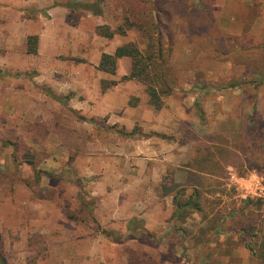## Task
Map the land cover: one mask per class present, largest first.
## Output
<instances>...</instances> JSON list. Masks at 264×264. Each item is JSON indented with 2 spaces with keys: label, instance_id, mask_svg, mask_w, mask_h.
Returning a JSON list of instances; mask_svg holds the SVG:
<instances>
[{
  "label": "rangeland",
  "instance_id": "rangeland-1",
  "mask_svg": "<svg viewBox=\"0 0 264 264\" xmlns=\"http://www.w3.org/2000/svg\"><path fill=\"white\" fill-rule=\"evenodd\" d=\"M77 1L73 26L61 12L67 0H0V256L133 264V252L134 264H264L241 239L242 226H252L250 241L264 226V27L253 22L264 0H236L252 11L235 36L230 0H168L162 25L176 84L157 109L141 81L120 79L128 58L114 74L97 68L122 43L147 45L136 27L95 33L120 24L121 0ZM194 23L205 32L193 33ZM102 81L115 85L102 90ZM205 144L234 150L243 173L231 163L221 177L195 170ZM191 170L201 175L191 173L196 195L187 185L183 198L193 195L201 210L176 223L164 187L184 185Z\"/></svg>",
  "mask_w": 264,
  "mask_h": 264
},
{
  "label": "trees",
  "instance_id": "trees-1",
  "mask_svg": "<svg viewBox=\"0 0 264 264\" xmlns=\"http://www.w3.org/2000/svg\"><path fill=\"white\" fill-rule=\"evenodd\" d=\"M101 0H92L93 3H98ZM123 16L120 24L115 28H111L107 24H100L95 27V33L105 38H112L114 35H125L126 31L131 28H138L147 39V45L144 49L139 48L135 42H125L115 47L112 53H102L100 56L97 68L103 72L114 74L116 70L117 60L120 58L129 59V70L126 75H123L121 80H138L145 85L146 92L149 96V103L156 109L161 106L160 96L168 95L173 86L176 84V79L171 73V65L169 61L173 53V44L171 37L164 39V25L162 22L167 20L170 16L168 0H121ZM81 3L77 0H67L65 6L67 12L65 21L70 25H76L81 16L77 12V8ZM212 22L209 16L208 23ZM194 28L191 29L193 33L201 34L205 31L200 30V25L194 23ZM37 36L30 35L27 37L29 53L36 52ZM115 85V81H102V90L109 86ZM236 84H230V87ZM197 108L200 109L199 104L195 103ZM123 135H132L131 132L125 130L120 131ZM239 155L232 149H228L218 144H205L202 148L200 156L195 157L193 162L195 170L199 173L208 174L210 176L221 177L225 173L224 165L231 163L236 166L238 172L243 173L239 168ZM184 185L173 183V186L164 187V193H171L172 191V204L173 211L170 219L176 223H183L186 218L193 212L201 210L198 201L193 198V195L183 198L185 186H192L194 189V196L196 195L197 184L192 182L196 175L191 173ZM201 178V177H200ZM70 217L72 215H69ZM231 217H239V222L243 217V213H232ZM244 222V220L242 221ZM241 239L244 245L252 252L256 258L264 260V226L254 241L246 239L247 237L255 236V233H250L252 226H242ZM134 253L129 254V262L134 264ZM0 264H7L4 257L0 256Z\"/></svg>",
  "mask_w": 264,
  "mask_h": 264
},
{
  "label": "crops",
  "instance_id": "crops-1",
  "mask_svg": "<svg viewBox=\"0 0 264 264\" xmlns=\"http://www.w3.org/2000/svg\"><path fill=\"white\" fill-rule=\"evenodd\" d=\"M241 4H239L238 1L236 0H230V34L234 36L241 34L242 28L244 27L246 23L245 19L247 17V12L252 11V7H247L246 5L247 3L242 4V5ZM262 4L264 6V2ZM259 8L262 9L261 4ZM66 9L67 8L65 6L61 7V10H62L61 12H62L64 19H65V15L67 12ZM258 20L261 21L260 24L262 27H264V12L261 15H257L256 18H254L253 22L256 23ZM104 98H107V97H104ZM105 104L108 105L106 112L114 110V104L112 103L108 104V102H106ZM110 115L113 117V113H111ZM118 121L122 122L121 119L119 120L117 118L116 119L114 118L113 122H118Z\"/></svg>",
  "mask_w": 264,
  "mask_h": 264
}]
</instances>
